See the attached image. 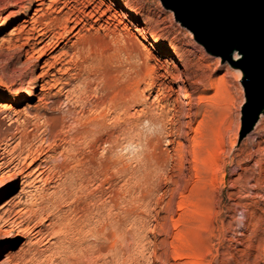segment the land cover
Listing matches in <instances>:
<instances>
[{"label":"rangeland","instance_id":"rangeland-1","mask_svg":"<svg viewBox=\"0 0 264 264\" xmlns=\"http://www.w3.org/2000/svg\"><path fill=\"white\" fill-rule=\"evenodd\" d=\"M101 1L42 48L64 10L0 0V146L30 153L0 170V264H264V112L241 136L240 68L159 0Z\"/></svg>","mask_w":264,"mask_h":264},{"label":"water","instance_id":"water-1","mask_svg":"<svg viewBox=\"0 0 264 264\" xmlns=\"http://www.w3.org/2000/svg\"><path fill=\"white\" fill-rule=\"evenodd\" d=\"M159 1L206 53L240 68L241 136L252 131L264 112V0Z\"/></svg>","mask_w":264,"mask_h":264},{"label":"bare ground","instance_id":"bare-ground-1","mask_svg":"<svg viewBox=\"0 0 264 264\" xmlns=\"http://www.w3.org/2000/svg\"><path fill=\"white\" fill-rule=\"evenodd\" d=\"M53 3L59 8V11H63L64 10L65 18L63 19V21L62 20H58L56 22L54 28H52L51 30L50 29L49 30L47 29V31L43 30V31H41L38 34V36L40 38L38 42H43L44 40L47 39L45 42H43L44 44L41 46L42 48L43 47L44 48L48 47L49 45H55L58 42L59 38L65 36L64 33H68L67 32V28L69 27V23L72 24L69 27V31H72L73 29H76L75 34L76 33L78 34L81 31H89V29L92 28L95 23H97V22L102 20L101 15L98 16V17H95V14L97 13L98 9L101 7V5L103 3L101 0H53ZM41 4H42V2L37 4V5H41ZM88 7H90V9ZM93 17H95V19H92ZM108 17L106 19H109ZM104 21L106 22L105 19H104ZM38 31H36V32H38ZM32 39H33L32 36H30V37H26L25 36V41L22 44H24V45L26 44L27 45L26 53H28L29 50L32 49V46L35 45V42H33ZM34 39H36V38H34ZM142 39H147V40L151 41L152 45L156 49H158L159 51L165 52L168 49L167 46H165L163 43H161L158 39L150 38L147 35H142ZM2 42L9 43L10 42V37H7L6 39H3ZM20 47L23 48V45H21ZM237 58H238V55L236 53H234L233 54V59H237ZM236 73H238L236 75H239V71L237 72V70H236ZM32 94L33 93H32L31 89L23 90L22 92H20V94L18 96H15L12 99L11 103L12 104H17V103L24 102L29 97H31ZM7 107L8 106H7V104H5V102H2L0 104V108H2V109H5ZM5 153H6L5 149L0 146V170L8 168L7 171H10L11 169H13L14 171H16V170L20 171L21 168H22V164L26 161L27 158L30 157V153L29 152L25 153V155H21V152H20V153H17L16 155H13V156L11 155L12 157L10 156L11 157L10 159H4L5 156H6ZM6 154H8V152ZM10 165H11V167L9 168ZM38 171H39V169H38ZM42 172L43 171H39L34 178L37 179V180H40V179L43 180V178L41 176ZM29 173H31V172H29ZM29 173L24 174V176L22 178L23 179L22 183L25 186L31 185L34 182V180H35L34 179L33 182H32V180H28L29 176H30ZM6 188H7V183L4 182L2 184V186H1V188H0V195L4 192V190Z\"/></svg>","mask_w":264,"mask_h":264}]
</instances>
